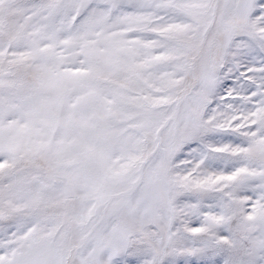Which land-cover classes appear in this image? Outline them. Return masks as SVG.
I'll return each mask as SVG.
<instances>
[{
	"label": "snow or ice",
	"instance_id": "1",
	"mask_svg": "<svg viewBox=\"0 0 264 264\" xmlns=\"http://www.w3.org/2000/svg\"><path fill=\"white\" fill-rule=\"evenodd\" d=\"M0 264H264V0H0Z\"/></svg>",
	"mask_w": 264,
	"mask_h": 264
}]
</instances>
